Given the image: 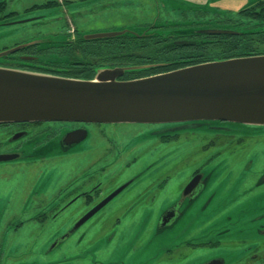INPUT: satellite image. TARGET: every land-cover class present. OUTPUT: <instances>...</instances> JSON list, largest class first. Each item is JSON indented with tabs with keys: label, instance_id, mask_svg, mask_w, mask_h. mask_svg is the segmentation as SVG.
Wrapping results in <instances>:
<instances>
[{
	"label": "flooded vegetation",
	"instance_id": "obj_1",
	"mask_svg": "<svg viewBox=\"0 0 264 264\" xmlns=\"http://www.w3.org/2000/svg\"><path fill=\"white\" fill-rule=\"evenodd\" d=\"M12 1L8 65L129 79L264 54V0H33L22 16ZM142 4L133 32L88 38ZM188 123H0V264H264V125Z\"/></svg>",
	"mask_w": 264,
	"mask_h": 264
},
{
	"label": "water",
	"instance_id": "obj_2",
	"mask_svg": "<svg viewBox=\"0 0 264 264\" xmlns=\"http://www.w3.org/2000/svg\"><path fill=\"white\" fill-rule=\"evenodd\" d=\"M130 29L89 33L103 38ZM0 51V123L228 121L264 125V54L214 59L147 76L121 79L134 66L99 68L93 77L8 65ZM10 153L0 160H10Z\"/></svg>",
	"mask_w": 264,
	"mask_h": 264
},
{
	"label": "rangeland",
	"instance_id": "obj_3",
	"mask_svg": "<svg viewBox=\"0 0 264 264\" xmlns=\"http://www.w3.org/2000/svg\"><path fill=\"white\" fill-rule=\"evenodd\" d=\"M33 0H13L12 5H10V8L17 10L18 12L21 13V16L23 15L22 12H24L25 8L29 7L32 5ZM145 4H142L141 7H138V12L136 13H128L125 12L123 8H120L116 10L115 12L118 14H110L107 15V22L106 20L100 24L99 28H93V29H88L89 33H94V32H107V31H114V30H121V29H130L132 31L136 30V28L139 27L137 24L138 22H144L148 18L151 19V16L145 17L146 15V9H145ZM235 8V7H234ZM43 11H31L25 13L26 16L29 17H35L37 14L42 13ZM49 13V11H47ZM53 14H56L54 11ZM108 14V11H107ZM33 28H38L42 30H46L49 28V26H41L37 25L36 27L33 26ZM15 36L12 37L11 42L13 43L14 41L18 40L21 36L20 31L16 32L14 34ZM230 131V130H229ZM262 148H264V144L261 145ZM258 149H261L258 147ZM5 177H0V179H3ZM250 202V201H249Z\"/></svg>",
	"mask_w": 264,
	"mask_h": 264
},
{
	"label": "trees",
	"instance_id": "obj_4",
	"mask_svg": "<svg viewBox=\"0 0 264 264\" xmlns=\"http://www.w3.org/2000/svg\"><path fill=\"white\" fill-rule=\"evenodd\" d=\"M127 34V33H126ZM125 35V34H124ZM230 56H234V55H227L226 57H230ZM221 59V58H220Z\"/></svg>",
	"mask_w": 264,
	"mask_h": 264
}]
</instances>
